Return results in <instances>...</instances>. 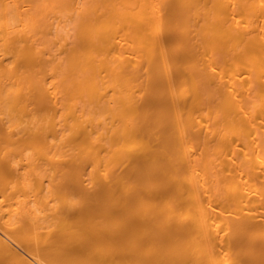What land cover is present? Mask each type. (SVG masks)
Instances as JSON below:
<instances>
[{
    "label": "bare ground",
    "instance_id": "1",
    "mask_svg": "<svg viewBox=\"0 0 264 264\" xmlns=\"http://www.w3.org/2000/svg\"><path fill=\"white\" fill-rule=\"evenodd\" d=\"M0 264H264V0H0Z\"/></svg>",
    "mask_w": 264,
    "mask_h": 264
},
{
    "label": "rangeland",
    "instance_id": "2",
    "mask_svg": "<svg viewBox=\"0 0 264 264\" xmlns=\"http://www.w3.org/2000/svg\"><path fill=\"white\" fill-rule=\"evenodd\" d=\"M9 74H11V72ZM13 80H14V77H10L7 81H13Z\"/></svg>",
    "mask_w": 264,
    "mask_h": 264
}]
</instances>
